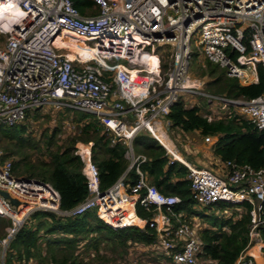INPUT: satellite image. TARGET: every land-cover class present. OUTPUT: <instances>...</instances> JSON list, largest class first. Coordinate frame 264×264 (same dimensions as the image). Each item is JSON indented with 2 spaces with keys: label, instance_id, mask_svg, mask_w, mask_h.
Listing matches in <instances>:
<instances>
[{
  "label": "built area",
  "instance_id": "obj_1",
  "mask_svg": "<svg viewBox=\"0 0 264 264\" xmlns=\"http://www.w3.org/2000/svg\"><path fill=\"white\" fill-rule=\"evenodd\" d=\"M88 1L81 12L74 0H0V6L11 4L9 7L24 13L10 30L0 27V37L7 35L0 48V123H20L30 109L94 114L113 139L127 144L129 168L135 165L139 178L129 185L122 175L101 191L98 169L90 158L91 143L77 145L89 193L74 207L62 211L59 194L50 184L17 178L10 159L0 160V190L19 201L15 206L0 194V216L10 220L0 246L5 250L35 211L75 217L95 210L115 229L130 225L153 229L154 242L142 246L158 250V264H209L212 261L203 257L196 219L187 222L181 213H175L179 197L164 194L147 181L138 167L145 156L133 153L131 141L143 131L163 145L157 126L164 122L170 127L166 116L183 96L204 99L208 113L203 116L208 121L231 116L233 108V113L248 118L264 133V92L249 100L230 98L203 89L197 79H189L192 54L197 53L224 67L241 84L257 80V65L264 68V0ZM69 35L89 47L91 56L75 50ZM155 44L171 47L164 78L159 74ZM142 51L156 57L154 68L140 60ZM127 64L139 69L129 70ZM154 82L163 89L156 92ZM183 164L198 206L216 202L249 206L248 242L233 264H257L251 250L260 252L264 247L259 229L264 222V166L254 169L223 161L220 169L212 170ZM137 203L154 211L151 220L136 215ZM130 210L139 222L122 221Z\"/></svg>",
  "mask_w": 264,
  "mask_h": 264
},
{
  "label": "trees",
  "instance_id": "obj_2",
  "mask_svg": "<svg viewBox=\"0 0 264 264\" xmlns=\"http://www.w3.org/2000/svg\"><path fill=\"white\" fill-rule=\"evenodd\" d=\"M74 4L84 12L89 1L74 0ZM8 10L5 16L10 21H16L20 8L12 10L11 7ZM73 46L80 52L78 46ZM192 56V63L196 64L197 53ZM203 65L199 75L209 77L206 88L210 92L246 100L264 92V68L260 64L257 65V80L249 84H241L218 64L204 60ZM64 111L73 112L78 122H84L73 136L61 143L57 138L60 126H54L50 133L43 131L36 138L22 122L13 125L0 123V160L10 159L13 175L50 184L59 194V209L69 210L89 193L86 177L82 173L83 162L75 153V145L80 142L91 143L90 158L98 169L101 191L110 188L122 175L125 184H135L139 176L135 165L129 168L127 144L113 139L94 114L70 109ZM166 118L170 128H179L184 132L197 130L203 136H216L213 151L221 161L247 164L254 169L264 166V133L242 115L232 112L229 117L208 121L199 107L186 106L180 98L171 106ZM131 148L135 155L145 156L138 167L147 181L160 192L179 197L180 202L173 211L181 213L187 222L197 218L198 225L202 226L199 234L203 241V257L212 261L209 264H233L248 242L249 206L226 202L198 206L190 191L187 167L178 160H172L154 137L147 132H139L133 137ZM225 210H229L228 213ZM135 213L149 221L154 211L137 203ZM261 216L264 219V200ZM29 218L31 221L27 219L9 241L2 264H77L75 251L83 242L85 246L97 250L101 241L112 240L126 249L132 245H150L156 238V232L148 225L144 229L134 225L112 228L96 215L95 210L75 217L39 210ZM122 221L132 223L127 215ZM8 226L10 220L0 216V241ZM259 229L264 242V222ZM262 253L264 258V247Z\"/></svg>",
  "mask_w": 264,
  "mask_h": 264
},
{
  "label": "rangeland",
  "instance_id": "obj_3",
  "mask_svg": "<svg viewBox=\"0 0 264 264\" xmlns=\"http://www.w3.org/2000/svg\"><path fill=\"white\" fill-rule=\"evenodd\" d=\"M2 6V7H1ZM0 6V27H3L4 30H10L14 24L17 23L18 19L16 21H10L6 16L5 13L8 12L9 6L11 4L6 5L2 4ZM9 7V8H8ZM17 7H12V10H15ZM7 35H2L0 37V48L3 47L4 41ZM70 44L76 45L80 48V53L90 57L91 51L90 48L85 46L83 43H81L80 40H77L74 38V42L71 40L70 36ZM84 47L88 49H83ZM89 50V52H88ZM154 50L156 54L159 57L160 60V77L164 78L166 73L168 72L169 63L171 61V47L168 45H154ZM152 57H154V62H156V57L152 55V53H149ZM193 59L189 66V79L199 80L203 85V89L207 90L206 88V82L209 81V77L204 75L200 76L199 72L201 68L204 67V59L200 55L196 57V64H193ZM127 68L129 70H135L139 69L137 65L133 66L131 64H127ZM154 79H156L155 76H153ZM155 90L161 91L163 87L159 86V83H155ZM182 100L184 101L186 106H197L200 108V112L202 115L205 113H208V106L205 105L204 99H202L199 96L195 97H189V96H183ZM231 111L235 112V109H231ZM223 112V111H219ZM37 115V117H36ZM76 115L73 114V112H66L64 110H54L52 108H43L39 111H34L33 109H30L26 112V118L22 123L27 126V129L30 133H32L36 138L39 137L43 133V131H47L48 133L51 132V129L54 126H60L61 131L57 135V138H59V143H61L63 140L68 138L69 136H73L75 132L77 131L78 126L82 125L84 121H77ZM163 130H165V133L169 138L175 139V143H177V149L180 150V154L185 159H190L192 162L195 163L196 160H208L209 156H212L211 158H214L218 160L219 163H221V159L215 155L214 153V146L213 144H210L207 139L208 137L203 136L200 134L199 131H183V135L179 132L178 129L168 130L166 128L165 123L163 122ZM197 132V133H196ZM194 139H197L199 141H206V144H209V149L206 153H203L202 150L198 148H194L192 143ZM213 139V138H212ZM215 141L217 140V137H214ZM211 140L212 142H215ZM80 143L78 142L75 146L77 148V145L80 146ZM88 145V144H85ZM90 147V145H88ZM181 146V147H180ZM183 147V149H181ZM165 148V147H164ZM200 148V147H199ZM78 149V148H77ZM77 149L75 153L77 152ZM170 149V147H169ZM166 150V149H165ZM188 152V154L186 153ZM167 154L173 159V156L166 150ZM186 153V154H185ZM213 159V160H214ZM180 162V161H179ZM183 164V163H182ZM196 164V163H195ZM184 165V164H183ZM197 166V164H196ZM199 166V165H198ZM206 167L209 168V165ZM214 170V169H212ZM237 209H240L243 211V208L238 207ZM212 213V212H210ZM130 220V219H129ZM27 221H31L30 218H28ZM202 224L206 223L201 221ZM85 243H80L75 251V254H77V264H158V260L160 257L158 254L157 249H145V246H142L139 244L128 246V248H123L122 246L118 245L115 241L112 240H103L98 245V249L95 250L92 247H87L84 245ZM3 254L4 250L3 247L0 246V264L3 263ZM135 262V263H134Z\"/></svg>",
  "mask_w": 264,
  "mask_h": 264
},
{
  "label": "crops",
  "instance_id": "obj_4",
  "mask_svg": "<svg viewBox=\"0 0 264 264\" xmlns=\"http://www.w3.org/2000/svg\"><path fill=\"white\" fill-rule=\"evenodd\" d=\"M162 123L160 122V126H157V133H158V135H159V140L162 142V146L163 147H165V149L168 151V152H172L173 154H174V157L176 158V160H178V161H180L181 163H188V164H190V165H192V166H194V167H197V168H208V167H206L207 165H209V168L210 169H220L221 167V165H223V161L221 162V163H219L218 162V160H216V159H214V158H211L212 156H209L208 157V160L209 161H206V160H202V159H200V160H196L195 161V163L197 164V166H196V164L194 163V162H192V160H190L189 158L188 159H185V158H183L182 156H181V154H180V150H178L177 149V143H175V139L173 140L172 138H169L168 136H167V134L165 133V130H163V127H165V126H163V124L161 125ZM166 128L168 129V130H171V128L170 127H167L166 126ZM175 129H178L179 130V132L183 135V131L181 130V129H179V128H175ZM197 131V130H196ZM197 133V132H196ZM206 137H208V139H207V141L210 143V144H214V142H212L211 140H213L214 139V137L215 136H206ZM213 138V139H212ZM193 143H192V145H193V147L194 148H198V149H200V150H202V152L203 153H206L207 151H208V149H209V144H206L205 142L206 141H199V140H197V139H194L193 138ZM214 141H215V139H214ZM167 146H168V148H167ZM169 147H170V149H169ZM181 147V146H180ZM200 147V148H199ZM181 149H183V147L181 148ZM186 153L188 154V152L186 151ZM185 153V154H186ZM171 154V153H170ZM214 159V160H213ZM199 165V166H198ZM215 211L216 210H214V213H215ZM133 214H134V212H133ZM135 218H136V216H135V214L133 215ZM137 219V218H136ZM197 218H196V223H197ZM137 222H139L138 221V219H137ZM200 226V228L202 227L201 225H199ZM255 252H257V254H258V256H259V258L257 259L256 258V262H257V264H264V258H263V253H262V251H260L259 252V250L256 248L255 249Z\"/></svg>",
  "mask_w": 264,
  "mask_h": 264
},
{
  "label": "bare ground",
  "instance_id": "obj_5",
  "mask_svg": "<svg viewBox=\"0 0 264 264\" xmlns=\"http://www.w3.org/2000/svg\"><path fill=\"white\" fill-rule=\"evenodd\" d=\"M12 6V5H11ZM2 7V6H1ZM21 10V9H20ZM21 13H23L22 12V10H21ZM23 15H24V13H23ZM22 15V16H23ZM21 15L18 17V21L21 19V17H22ZM15 25V24H14ZM8 31V30H7ZM70 36H72V35H70ZM75 37H71V40L74 42V39ZM83 49H88V48H86V47H84ZM91 51V50H90ZM88 52H89V50H88ZM142 62H146L148 65L150 64L151 65V68H154V64H155V62H154V57H152L148 52H146V51H142V56H141V59H140ZM149 62V63H148ZM167 148H168V146H167ZM128 218L130 219V221L133 223V222H137L135 219H134V217H133V215H132V211L130 210V211H128ZM106 220H107V222L108 223H110V222H112V220L110 219V218H108V217H106ZM111 224V223H110ZM255 249L256 248H254V249H252L251 250V252L256 256V257H258V254H257V252H255ZM258 259V258H257Z\"/></svg>",
  "mask_w": 264,
  "mask_h": 264
},
{
  "label": "water",
  "instance_id": "obj_6",
  "mask_svg": "<svg viewBox=\"0 0 264 264\" xmlns=\"http://www.w3.org/2000/svg\"><path fill=\"white\" fill-rule=\"evenodd\" d=\"M167 37H172V36H171V35H167ZM0 194H1L3 197L9 199V201H10L13 205H15V206L19 205V201H18L16 198L11 197L10 194H9L8 192L0 190Z\"/></svg>",
  "mask_w": 264,
  "mask_h": 264
},
{
  "label": "clouds",
  "instance_id": "obj_7",
  "mask_svg": "<svg viewBox=\"0 0 264 264\" xmlns=\"http://www.w3.org/2000/svg\"><path fill=\"white\" fill-rule=\"evenodd\" d=\"M20 15L22 16L23 15V13H20ZM18 22V21H17Z\"/></svg>",
  "mask_w": 264,
  "mask_h": 264
}]
</instances>
